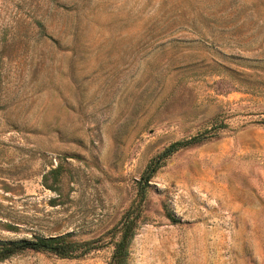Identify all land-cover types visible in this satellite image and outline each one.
I'll return each instance as SVG.
<instances>
[{
    "label": "rangeland",
    "instance_id": "obj_1",
    "mask_svg": "<svg viewBox=\"0 0 264 264\" xmlns=\"http://www.w3.org/2000/svg\"><path fill=\"white\" fill-rule=\"evenodd\" d=\"M126 212L129 264H264V0H0V241L100 243L0 264H108Z\"/></svg>",
    "mask_w": 264,
    "mask_h": 264
},
{
    "label": "trees",
    "instance_id": "obj_2",
    "mask_svg": "<svg viewBox=\"0 0 264 264\" xmlns=\"http://www.w3.org/2000/svg\"><path fill=\"white\" fill-rule=\"evenodd\" d=\"M201 139L202 137L200 135H194L187 139L173 141L146 164L141 175L142 181L137 189L138 203L143 201L147 181L159 167L161 160L178 148ZM135 225L132 218H129L126 212L117 229L118 236L113 242V249L108 264H129L128 248L134 234ZM99 246L100 243L96 239L74 240L70 238L69 233L48 237L32 236L18 240L0 241V260L24 250L47 251L59 257H77Z\"/></svg>",
    "mask_w": 264,
    "mask_h": 264
}]
</instances>
